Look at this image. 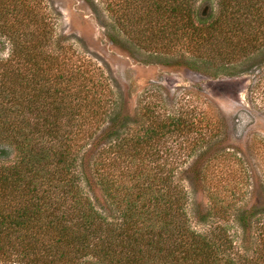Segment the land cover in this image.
<instances>
[{
  "label": "trees",
  "instance_id": "trees-1",
  "mask_svg": "<svg viewBox=\"0 0 264 264\" xmlns=\"http://www.w3.org/2000/svg\"><path fill=\"white\" fill-rule=\"evenodd\" d=\"M197 1L90 0L120 33L109 39L142 63L253 74L250 92L264 98L262 63L239 69L264 56V0ZM44 5L0 0V45L10 47L0 57V263L264 264L255 206L194 202L209 229L191 227L203 165L236 155L220 146L216 108L196 98L168 112L155 94L131 107L114 77L65 44ZM197 147L208 151L178 169L182 149Z\"/></svg>",
  "mask_w": 264,
  "mask_h": 264
},
{
  "label": "rangeland",
  "instance_id": "rangeland-1",
  "mask_svg": "<svg viewBox=\"0 0 264 264\" xmlns=\"http://www.w3.org/2000/svg\"><path fill=\"white\" fill-rule=\"evenodd\" d=\"M203 2L197 1L198 10ZM44 4L54 16L56 33L67 38L65 44H72L80 55L98 63L114 77L119 84L117 91L123 96L130 93L131 107H137L141 101L155 94L161 100V107L174 112L185 101L197 98L199 106L205 107L208 101L225 119L226 126L219 136L223 139L220 146L236 155L229 163L214 161L209 167L206 163L203 165L206 179L195 184L198 194L188 206L191 227L195 231L207 232L209 225L196 220L192 212L194 202L208 206L219 200L228 208L227 213L235 211L230 207L232 205L237 209L253 205L256 216L264 219V98L250 92L256 81L253 74L214 79L185 66L142 63L143 56L132 57L109 39L108 33H120L105 26L102 20L108 16L100 3L101 13L93 10L90 0H44ZM213 11L217 13L216 3ZM123 38L126 39L125 36ZM9 53L8 44L0 45L1 58L5 59ZM259 62L264 76V56L247 61L239 69H253ZM182 150L184 158L177 164L180 170L188 168L194 159L208 151L205 147ZM10 152L13 155V150ZM183 181L190 184L187 177ZM226 223L228 233L237 237L240 232L238 225L232 218ZM93 261L87 258L78 264H93Z\"/></svg>",
  "mask_w": 264,
  "mask_h": 264
}]
</instances>
